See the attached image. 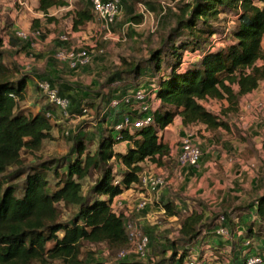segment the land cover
Segmentation results:
<instances>
[{"label": "trees", "instance_id": "trees-1", "mask_svg": "<svg viewBox=\"0 0 264 264\" xmlns=\"http://www.w3.org/2000/svg\"><path fill=\"white\" fill-rule=\"evenodd\" d=\"M130 2L142 3L151 12L156 0ZM65 4L64 0H38V10L48 22H52L54 19L47 16L48 9ZM124 4L120 2V10ZM82 5V8L80 6L79 10L69 14L72 16V32L79 31L93 20L90 4L84 0ZM227 11L233 12L236 17L228 33L231 40H223L224 47L207 51L201 59L185 64L183 54L188 49L191 52L203 51L209 39L217 35L213 23ZM132 17H135L132 20L135 24L142 20L136 12ZM36 27L38 29L34 23L33 29ZM181 33L185 34V38L178 41ZM57 40L56 51L69 45L68 42ZM263 42L264 0H193L182 4L174 15V27L168 31L165 39V46L170 47L173 61L157 81L156 95L160 103L153 113V119L158 129L145 126L131 132L122 129L116 134L112 125L107 124L111 116L104 112H108L112 99L137 87L122 93L115 91V84L125 85L139 79L146 68H151L155 73L163 69V49L150 51L145 60L122 58L118 67L107 73L103 86L100 85L101 89L113 95L102 112L107 134L100 137L92 155L86 153L84 143L77 140L71 151L75 154L73 158L27 166L26 155L36 154L41 150L44 140L54 138L52 132L56 127V115L61 117V122L70 118L69 107L72 112L75 105L67 100V116H61L59 107L49 101L48 91L40 88V84L46 83L49 90H55L53 81L38 84L36 77L28 73L14 78L3 61V43L0 40V264H86L80 257L83 243L92 246L103 244L111 250L127 246L124 217L112 210L113 200L130 189L141 187L143 163L149 161L160 166L161 159L168 157L171 148L169 141L164 140V131L175 117L180 118L183 127L202 124L208 131L229 130L228 121L221 116L226 112L238 111L242 99L256 92L260 83H264ZM22 44L28 50V44ZM259 62L262 64L258 65ZM31 81V91L36 95V104L39 105L36 113H30L20 106ZM60 83L64 95L66 88L61 87ZM55 91L60 98L68 97H62L58 89ZM39 92L44 93V96L39 95ZM86 95L89 96L88 93ZM97 96L96 93L94 98L97 99ZM208 101L224 102L227 107L214 113L205 107ZM94 104L95 101L90 107L94 108ZM122 113L120 109L115 110V122H118ZM47 114L50 116L47 117ZM119 143L127 144L124 153L114 152V145ZM54 166L53 176L57 182L50 190L46 167ZM64 167L65 173H60ZM92 172L97 174V178L82 194L81 181L90 177ZM58 204L71 210L66 220H62ZM159 206L168 217L178 216L172 202ZM248 208H253L254 220L250 228L243 231L239 241L244 245L245 240H250L255 245L253 238L257 234L264 235V182L261 195L249 207L240 206L242 211L238 212ZM228 213L219 215L205 209L200 213L192 210L181 221L182 251L177 252L178 247L172 243L170 256L158 264H183L187 249L198 242L204 231L215 229V222L220 217L223 218L222 227L233 238L230 229L235 224L231 212ZM257 246L258 254H264V250ZM115 264L144 263L120 261Z\"/></svg>", "mask_w": 264, "mask_h": 264}, {"label": "rangeland", "instance_id": "rangeland-1", "mask_svg": "<svg viewBox=\"0 0 264 264\" xmlns=\"http://www.w3.org/2000/svg\"><path fill=\"white\" fill-rule=\"evenodd\" d=\"M192 1L193 0H156L152 6V17H148L144 21L141 20L139 24H135L132 21L135 17L128 18L126 19L125 23H122V25H127L128 29L127 27L122 29V25L118 28L117 24H115L113 27L114 31L120 35L121 33H124L127 39L125 42L106 40L102 43V45L98 46V48H95L98 57H100L98 52L101 49L104 50V53H101L104 55L102 56V58H104L103 62H99L100 58L98 59V62H96L93 57L94 61L92 60L90 63L93 66L92 68L97 69L99 73L97 75L99 80H96L97 87L89 90V92L84 90V95L79 94V96H76V93H72L68 97L63 95V90L60 88L58 83L61 82L67 85L70 77L67 80L59 77L56 73L54 75H50V70H48L47 73L44 71V69L59 68L62 66L61 63L64 62L58 61L55 54L56 51L52 55V58L51 55H42L41 52L45 50L39 47L40 44H42L43 31L41 29H37V27L36 29H33L34 25L31 28L32 30H21L25 33L39 30L41 33V37H39L37 40V48H35V51H29L27 48H25V45H23L22 42H19L14 37L13 32L15 30H11L10 18L0 15V40L3 43L4 51L3 61L7 68L11 71L12 76L17 78L21 74L28 73L36 77V83L38 84L48 82V80V83H50L51 80L53 83H55L54 88H52L55 90L58 89V92L62 97H66L69 102L74 103L75 105L73 108L74 111L72 112L70 111L69 107L70 118L61 122V117L56 115L55 119L57 122H54L56 127L52 132V136H54V138L44 140L42 142L41 150L36 154L26 155V165H38L45 161H67V159L73 158L75 156V154L71 153V151L73 150L74 144L77 140L82 141L86 148V153L92 155L96 150L97 142L99 141L100 137L107 134V131L105 130L106 126L103 122L104 115L102 112L103 108L113 97V95L110 91L105 92L100 88V85L103 86L105 78L107 77V73L110 70L118 67L122 58L129 60L135 59L139 61L145 60L149 57L150 51L163 49L162 57L165 61V64H163V69L159 73H155L154 71L152 72L151 68H146L143 76L139 79L135 81H129L131 84H129V82H127L128 84L125 85L115 84L114 89L115 91L117 90L123 93L135 87L136 85L138 86L140 83H144L145 85L153 84L156 86L160 74L166 71L167 66L173 61V58L171 57V51H169L170 47L165 46V39L167 37L168 31L174 27V15H176L178 8H180L182 4L191 3ZM70 2L72 5H76L78 7L82 6V3L84 4V0H70ZM120 2H122V4L125 3L124 6L131 7L134 10L133 15H135L136 4H131L130 0H120ZM131 15L132 13L129 14L128 17ZM235 18L236 17L234 13L229 11L220 14L217 17V23H213V27L217 33L215 36V41H218L221 38L222 41L231 40V37L228 33L235 24ZM68 28L69 23L63 32H66ZM134 37L136 40L131 41ZM184 38L185 34L181 33V38L178 39V41ZM69 39L68 43H71ZM11 40L17 41L16 44L11 42ZM223 45H225V42ZM220 47L221 46H218L216 48L214 45L213 48L219 49ZM205 48L203 47L202 49L204 50ZM262 48L264 49V42L262 43ZM92 54L90 55L92 56ZM189 54H191L189 49L183 54V61L185 64L189 63L190 61ZM106 61V66H103L102 68L103 63ZM261 64V62L258 63V65ZM66 72H68V70H66ZM69 85V87H71L73 90L76 89L75 85ZM67 91L69 90L66 88V92ZM95 92L98 94L96 97L97 99L94 98L96 94ZM263 92L264 86L262 87L261 93ZM87 93L89 96L86 95ZM39 95L44 96V93L39 92ZM25 97V100L21 102L20 106L28 112L34 113L36 111L33 106L35 97L34 93L31 92V90L28 92L26 91ZM247 100H250V98L245 99L243 102ZM93 101H95L94 108H91L90 106ZM40 102L42 103V100H40ZM243 102L240 104L238 111L241 109V107H243ZM225 107H227V103H225V105L216 102L208 104V108L213 109L212 112L214 113L221 112L220 109H224ZM97 108L98 111L96 110ZM234 111L231 113L226 112L224 116H221L223 120L228 121L229 130L219 129L216 131H208L206 129L205 135L200 134L202 130L196 132V137H200L203 140L201 144H198L197 141L195 142L202 149V157L200 162L204 165L210 164L208 173H206V175L200 180V183L203 185V187L207 188L206 191L202 193H196L193 196H183L182 193H185L186 191L181 192L180 189L185 184V181H183V175L179 173L181 168L177 163V158L176 160H171L169 164L168 162L165 163L169 167L173 168H171V171L157 172V170L153 167L147 166L145 168V166L142 165L145 171L143 172L144 175L161 177L164 180V185L155 192H149L148 190L139 186L138 188L134 189L135 193L132 194L133 196H131V198L125 203H122L120 209H116V213L121 214L124 217L126 226H130L131 230L128 232H131L133 229H135L137 232L145 234L149 239V243L146 248V254L143 258H136L138 262L144 264H158L159 261H162L166 257L170 256L171 253H169V249L172 247V243L178 247L176 250L180 253L183 249V247H180L182 245L180 242L181 221L182 218L192 210L198 211L200 213L203 209H205L211 214L219 215H229L228 212H231L233 221L235 218H238L241 215V212L238 211H242L239 209V207L243 206L234 204L233 198H225L223 194V191L228 193V184L230 179L226 176L227 172H225V163L232 164L231 166L235 167L238 162H234V159L244 160L247 163V168H249L248 171L251 172V175L249 174L246 177V188L250 187L249 181L252 180L257 183V189H262V183L264 182V151L262 150V143L264 141V113H257V115L253 116V118L243 121L239 120L238 111ZM66 132L68 136L64 135ZM186 137L191 138L190 136ZM193 137L194 139H191L195 141V134ZM239 150L246 151L250 159L246 157L241 158L239 154H236ZM53 169H55V166L50 168L46 167L50 190L57 182L56 178L53 176ZM255 170H257V172H255ZM65 171V167L60 169V173H65ZM96 178L97 174L92 172L90 177L81 181L82 194L86 193V190L92 185ZM139 194L142 196H139L137 199ZM139 199L145 200L146 206L144 209H136ZM169 201L175 205L176 211L178 212L177 217H168L160 208V204L163 205ZM198 204H200V206H198ZM57 209L62 215V220H66L71 213V210L64 207L62 204H58ZM216 224L217 222H215V225ZM232 228L233 229H230V231L234 232L235 235H243L244 229L239 230L235 229V227ZM207 231L202 233L201 237L199 238L198 246H203L204 248L205 246H214L218 248V251H222L224 253L223 257H225V259L233 263L238 252H236L234 248L229 250L228 246L224 245V243L229 241L232 242L233 246L236 245V243L232 241V236H229L230 238L228 239L220 240ZM254 231H257V229H254ZM253 240L255 242V251L259 250L257 245H259L261 250H264L263 234L261 236H258L257 234ZM219 243H222L223 246H219ZM50 245L51 244H49L48 247ZM126 248H129V244L126 246ZM237 248L239 249V247ZM118 252L119 250H111L103 244L99 246H92L83 243L81 246L80 257L81 259L85 260L86 264H115L119 261L117 258ZM132 257L133 254L131 255L130 259H132ZM220 261L224 262V260Z\"/></svg>", "mask_w": 264, "mask_h": 264}, {"label": "crops", "instance_id": "crops-1", "mask_svg": "<svg viewBox=\"0 0 264 264\" xmlns=\"http://www.w3.org/2000/svg\"><path fill=\"white\" fill-rule=\"evenodd\" d=\"M19 1L25 2V8L22 9V7H19ZM65 2L66 4L64 6H58V7L55 6V7H51L48 9L47 16L54 19V21L52 22H48L45 19L44 14L38 10V0H0V15L5 16L6 18L7 17L10 18L11 20L10 27L12 31L32 30L31 28L35 23V25L39 27L38 29H41L43 31L42 44H40V47H39L45 50L41 52L43 56L51 55V58H52V55L55 53L57 49V45H58L57 39L59 35L67 34L68 39L70 38L69 40L71 42L69 43L68 47L74 48L76 50H80L82 48L88 49L90 54L93 53L91 56L92 60L94 57V60L98 62V59L100 58L99 62H103L104 58H102V56L104 55L101 53H104V50L101 49L98 52V54H100V57L97 56V52L95 50L96 47L98 48V46L102 45V43L106 41L103 38V34L99 31V26L93 19L91 22L86 23L84 26H82L79 31L72 32L70 30L71 23H72V16L71 15L69 16V14L73 11L79 10L80 6L78 7L76 5H72L70 0H65ZM124 5H123L122 10H120L118 20L116 23L118 28L122 25V23L126 22V19L131 18L134 13V10L131 7H127ZM82 7L83 5L81 6V8ZM131 13L132 15L128 17V15ZM68 23H69V28L67 29L66 32H63L67 28ZM126 27L128 29V26L124 24L122 25L121 28L123 29ZM133 40H136V38L135 37L132 38L131 41ZM16 42L17 41H14L13 43L16 44ZM11 50H15V49H11ZM61 64L62 66L59 68L44 69V71L47 73L48 70H50L49 72L50 75H54L56 73L59 77H62L67 80L70 77V79L67 82V85L60 83L61 87L67 88L69 90L67 92H64V95L70 96L72 93L74 94L76 93L75 94L76 96H79V94L84 95L85 94L84 90L87 92L97 87L96 80L98 79L97 75L99 73L97 69L92 68L93 67L92 64L87 65L77 70L67 69L68 65L66 63H61ZM106 64H107V61L103 63L102 68L103 66H106ZM66 70H68V72H66ZM32 84H33V81L28 83V87L26 89L27 92L31 90ZM69 84L75 85L76 89L73 90L71 87H69L70 86ZM263 86H264V83H260V87L258 88V90L254 93L246 95L242 99L241 103L245 99L258 98L262 92ZM33 102H34L33 106L36 109L34 113H36L39 109V105L36 104V95L34 97ZM213 102L214 101L206 102L205 107L212 111L213 109L208 108V104H211ZM222 104L225 105L224 102ZM199 130H202V132L200 133L201 135L206 134L205 132L206 126L202 124H197V125H190L187 127H183L181 125L180 118L175 117L172 123L169 124L164 131V136H165L164 140L169 141V145L171 148L168 157H163L161 159L162 165L160 166H157L156 164H153V163L151 164V162H145L142 165L145 166V168L147 166L153 167L157 170V172L171 171L172 167H169L165 163L168 162L169 164L171 160H176L179 154L180 140L183 137L190 136L192 139H194L193 136L195 134L194 142L197 141L198 144H201L203 142V140L200 137H196V132ZM126 147H127V144L119 143L114 146V152L124 153ZM236 154H239L241 158L246 157L250 159L246 151L239 150ZM234 162L236 163L238 162L235 167H232L231 166L232 164H227V163L224 164L225 172H227L226 176L229 177L230 179H229V184H228V187H229L228 193L227 192L225 193L223 191V194L225 198H229V197L233 198L234 204L236 205L239 204V205L249 207V205L253 204L255 199L261 195L262 189L261 190L257 189L256 187L257 183L252 180L249 181L250 187L246 188L247 186L246 177L249 174L251 175V172L248 171L249 168H247L246 166L247 163L244 160H236V159H234ZM209 166L210 164L204 165V164H201L200 162L199 165L195 168L180 169L179 173L183 175L184 177L183 181H185V184L180 189L181 192L186 191L185 193H182L183 196H193L196 193H202L206 191L207 188L203 187V185L200 183V180L206 175V173H208ZM255 172H257V170H255ZM133 193H135L134 189H130L124 192L123 194H121L120 196L116 197L114 199V202L119 201L120 204L125 203L126 201H128V199L131 198V196H133L132 195ZM139 196H142V195L139 194L137 199L139 198ZM118 209H120V207ZM253 220H254V210L253 208H248L246 211L241 212V215L238 218L234 219L235 229H239V230L249 229L250 223ZM232 235H233L232 241L235 242L236 245L233 246L232 242L230 241L227 243H224V245H227L229 250L234 248V250L238 253H237V257L235 258V261H233V263L229 262L228 264H239L237 261L240 259V254L243 250H246L247 252H250L251 254L258 253L257 250L255 251V245L249 248L244 247L243 243L239 241L242 236L235 235L234 232H232ZM218 245L223 246L222 243H219ZM237 247H239L240 250ZM220 252L223 253L222 251ZM215 262L219 263L218 260L217 261L214 260L210 264H216Z\"/></svg>", "mask_w": 264, "mask_h": 264}, {"label": "built area", "instance_id": "built-area-1", "mask_svg": "<svg viewBox=\"0 0 264 264\" xmlns=\"http://www.w3.org/2000/svg\"><path fill=\"white\" fill-rule=\"evenodd\" d=\"M91 7L93 13V19L99 26V31L103 34L105 40L125 42L126 36L124 33L117 34L113 27L115 26L118 16L120 13V1L119 0H86ZM19 7L25 8V2L19 1ZM136 14L141 16L142 20H146L148 17H152V13L148 11L146 6L142 3H136L135 5ZM228 32V31H227ZM226 32V33H227ZM14 35L20 41L28 44L29 51H35L37 48V40L41 37L39 30L31 31L30 33L22 32L21 30L14 31ZM215 36H212L209 39L205 50L200 51L196 50L189 54L190 63L195 62L198 59H201L205 52L215 51L213 48L214 45L216 48L221 46L224 47L222 38L218 41H215ZM60 42L67 43L68 35L61 34L58 37ZM56 58L60 62H64L68 65V68L71 70H77L82 67L89 65L92 61V57L88 49L82 48L76 50L68 46L59 48L56 51ZM187 61V60H186ZM188 62V61H187ZM42 90H47V95L50 102H53L56 106L59 107L61 111V116L66 117V111L68 108L67 99L60 98L56 95L55 90H49L48 84H40ZM157 85L153 84L145 85L144 83L131 89L127 93L119 94L120 96L114 98L109 103L108 112L104 114H109L111 118L107 121L108 125H112L116 134L119 133L122 129L131 132L134 129H140L145 126H153L158 129V126L154 123L153 113L156 111L159 106V99L156 95ZM244 104V105H243ZM243 107L238 111L239 120L246 121L248 119L256 116L257 113H264V92L256 99H250L243 102ZM120 109L123 113L119 116L118 122H115V110ZM47 117L50 115L47 114ZM67 135V133H65ZM119 136V135H118ZM117 145V144H116ZM115 146V145H114ZM114 150V147H113ZM202 157V149L200 146L195 143L189 137H183L180 140V149L177 157V163L181 169L183 168H195L199 165ZM140 185L142 188L148 190L149 192H155L159 190L164 185V180L161 177H155L151 175L140 176ZM121 202V201H120ZM121 205L118 202H112V210L116 213V209ZM146 202L144 199H139L136 205L137 210L144 209ZM117 214V213H116ZM223 218L220 217L217 220V226L215 229H210L207 232L213 234L218 239H228L230 238L229 231L222 227ZM130 226H126V231L128 235V244L129 248L126 246L119 250L117 254L118 262L120 261H137L136 258H143L146 254V248L149 243L148 237L140 232H137L135 229L130 231ZM127 244V245H128ZM198 242L187 249V255L183 264H210L212 261H217L216 264H228L229 260L223 257L224 253L218 251V248L214 246H198ZM254 243L250 240L244 241V247H253ZM133 254L132 259H130ZM240 263L239 264H264V254L254 253L251 254L246 250H243L240 254ZM220 260H224L221 262ZM177 264V263H175Z\"/></svg>", "mask_w": 264, "mask_h": 264}]
</instances>
